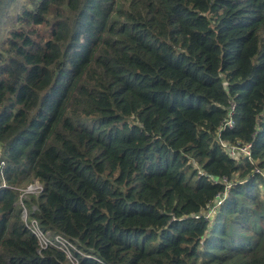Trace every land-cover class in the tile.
Segmentation results:
<instances>
[{"label":"trees","instance_id":"obj_1","mask_svg":"<svg viewBox=\"0 0 264 264\" xmlns=\"http://www.w3.org/2000/svg\"><path fill=\"white\" fill-rule=\"evenodd\" d=\"M221 142L264 171V0H0V264H72L21 220L34 181L77 264H264V180Z\"/></svg>","mask_w":264,"mask_h":264},{"label":"built area","instance_id":"obj_2","mask_svg":"<svg viewBox=\"0 0 264 264\" xmlns=\"http://www.w3.org/2000/svg\"><path fill=\"white\" fill-rule=\"evenodd\" d=\"M235 109V105L233 103H230L228 114L226 120L221 124L220 130L224 129H231L234 126V120H233V112ZM223 150L225 153L234 160L238 159H246L249 163H251L254 168H253V174L254 175H259L263 180H264V171L260 170L257 167L256 161L253 159L252 151H251V144L247 145H234V146H228L225 143H220ZM4 167V162L0 161V174L3 170ZM199 175H203V172L201 170L198 171ZM226 186V190L230 188V184L224 180L223 181ZM20 195H19V206L21 207V220L24 223L25 227L27 228L28 231H30L36 238L39 249H38V254H40L42 251L48 249L49 247H54L58 249L59 251L63 252L67 259L72 263V264H77L75 260L72 259L71 257V249H75V245L71 243L68 239H66L64 236L58 234L55 236H51L49 233H44L40 227L39 223L37 222L36 219L32 218L30 216V211L25 207L24 201L27 200L29 196L32 195H38L42 191V186L37 182L34 181L30 183L26 188L24 189H18ZM223 196L225 194L223 193L222 195H218L215 199H217L215 202L211 203L208 206V212L205 215V218H208L211 213L215 210L216 207H218L222 201H223ZM36 208L32 207L31 211H34ZM199 215H196L195 218H199Z\"/></svg>","mask_w":264,"mask_h":264}]
</instances>
